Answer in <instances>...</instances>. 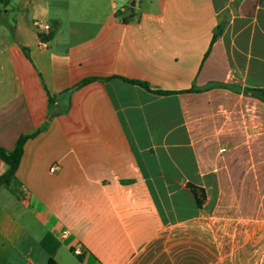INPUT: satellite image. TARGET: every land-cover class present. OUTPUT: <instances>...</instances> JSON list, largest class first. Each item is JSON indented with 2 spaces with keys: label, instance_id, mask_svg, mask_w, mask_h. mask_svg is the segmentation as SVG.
<instances>
[{
  "label": "crops",
  "instance_id": "crops-1",
  "mask_svg": "<svg viewBox=\"0 0 264 264\" xmlns=\"http://www.w3.org/2000/svg\"><path fill=\"white\" fill-rule=\"evenodd\" d=\"M1 5L0 264H264V0Z\"/></svg>",
  "mask_w": 264,
  "mask_h": 264
},
{
  "label": "trees",
  "instance_id": "trees-1",
  "mask_svg": "<svg viewBox=\"0 0 264 264\" xmlns=\"http://www.w3.org/2000/svg\"><path fill=\"white\" fill-rule=\"evenodd\" d=\"M9 2V0H0L1 4H7ZM218 33L214 34L212 37V41L215 40V38H217ZM94 79H86L84 81H82L81 83H79L78 85H76L74 88H80L81 86L85 85L86 83L92 81ZM144 87L147 88V85L144 83H141ZM158 93H163V92H158ZM254 93L258 96H260L262 99H264V89L261 90H256L254 91ZM44 128L42 129H38L37 131H35L32 134H28V135H22L20 136L15 145L14 148L9 151L6 152L4 151L2 148H0V159L6 164L7 168L6 171L0 176V188L2 187H6V188H10V184L12 179L15 176V172L19 166V163L21 161L22 155H23V147L25 142L34 137L36 134H38L40 131H42ZM192 191L194 192L195 196H196V201L198 205H201L202 201L204 200V195L203 193L201 194V197L198 198L196 195V188H194L193 186H191ZM46 264H53V259L52 256H49V259L47 261Z\"/></svg>",
  "mask_w": 264,
  "mask_h": 264
},
{
  "label": "rangeland",
  "instance_id": "rangeland-1",
  "mask_svg": "<svg viewBox=\"0 0 264 264\" xmlns=\"http://www.w3.org/2000/svg\"><path fill=\"white\" fill-rule=\"evenodd\" d=\"M0 11H2V13H4V11L5 10H3V7H2V5H1V3H0ZM2 17H3V20H5V19H10V20H14V18H15V12L14 13H12V12H9L8 14H3L2 15ZM37 24H39L40 22H36ZM52 100H53V102H52ZM56 102V97L55 96H53V97H49V104L50 103H52L51 104V107H52V105L54 104ZM44 130V129H43ZM42 130V131H43ZM35 136H37V134L35 135Z\"/></svg>",
  "mask_w": 264,
  "mask_h": 264
},
{
  "label": "clouds",
  "instance_id": "clouds-1",
  "mask_svg": "<svg viewBox=\"0 0 264 264\" xmlns=\"http://www.w3.org/2000/svg\"><path fill=\"white\" fill-rule=\"evenodd\" d=\"M47 12H48V10H47V8H45V7H40V11H39V14L40 15H47ZM41 28L44 30V31H48L49 30V28H50V25H48V24H46V23H42L41 25Z\"/></svg>",
  "mask_w": 264,
  "mask_h": 264
},
{
  "label": "built area",
  "instance_id": "built-area-1",
  "mask_svg": "<svg viewBox=\"0 0 264 264\" xmlns=\"http://www.w3.org/2000/svg\"><path fill=\"white\" fill-rule=\"evenodd\" d=\"M55 170V167H52L51 168V171H54ZM67 237V232L66 231H63L62 235H61V238H66ZM75 254H79V252L76 250L74 251Z\"/></svg>",
  "mask_w": 264,
  "mask_h": 264
},
{
  "label": "water",
  "instance_id": "water-1",
  "mask_svg": "<svg viewBox=\"0 0 264 264\" xmlns=\"http://www.w3.org/2000/svg\"><path fill=\"white\" fill-rule=\"evenodd\" d=\"M130 14H131V10H128V11L125 12V14L123 15V17H127V16H129Z\"/></svg>",
  "mask_w": 264,
  "mask_h": 264
}]
</instances>
